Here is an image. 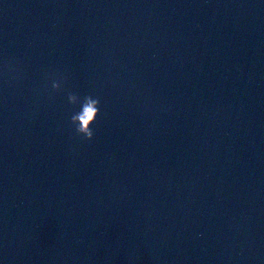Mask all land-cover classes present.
I'll return each instance as SVG.
<instances>
[{"label":"water","instance_id":"95a60500","mask_svg":"<svg viewBox=\"0 0 264 264\" xmlns=\"http://www.w3.org/2000/svg\"><path fill=\"white\" fill-rule=\"evenodd\" d=\"M0 264H264V0H0Z\"/></svg>","mask_w":264,"mask_h":264},{"label":"clouds","instance_id":"9594fccd","mask_svg":"<svg viewBox=\"0 0 264 264\" xmlns=\"http://www.w3.org/2000/svg\"><path fill=\"white\" fill-rule=\"evenodd\" d=\"M60 87L61 82L59 80L52 82L53 89H60ZM68 101L73 105L79 103V110L74 112L70 117L71 123L75 126L76 134L81 139L92 140L95 134L92 126L100 113L99 97L93 98L92 95H85L81 100L78 94L69 92Z\"/></svg>","mask_w":264,"mask_h":264}]
</instances>
